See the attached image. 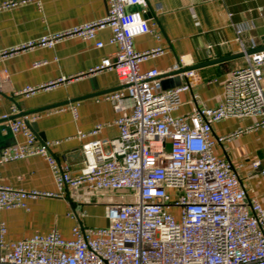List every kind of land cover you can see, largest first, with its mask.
<instances>
[{"label":"built area","instance_id":"2783aa9c","mask_svg":"<svg viewBox=\"0 0 264 264\" xmlns=\"http://www.w3.org/2000/svg\"><path fill=\"white\" fill-rule=\"evenodd\" d=\"M105 1L107 13L96 21L0 50V62H4L36 48H54L68 39L96 42L99 31L109 30V45L116 46L113 57L82 76L115 72L121 87L104 97L119 113L114 123L119 136L85 142L81 149L84 165L77 176L69 167H61L54 156L52 150L60 142H39L29 127L37 117L16 115V106L2 116L11 133L22 135L24 142L4 149L0 165L42 157L57 192L24 191L0 183V264H264V206L248 199L238 171L214 153L216 145L264 128V50L247 55L241 40L244 28L238 26L246 67L231 74L218 107L200 108L199 97L194 95L197 110L176 117L173 113L183 105L181 97L191 85L164 90L161 77L165 74L157 69L143 73L140 66L168 51L156 47L137 52L134 46L137 37L153 33L146 0ZM27 2L7 0L0 11ZM156 38L161 40V35ZM95 47L102 48L104 43L97 41ZM184 65L182 57L174 71ZM183 74L187 78L196 75L194 71ZM63 81L29 86L16 94L29 98ZM252 116L261 120L219 138L212 136L214 125ZM104 126L78 133V139L96 137ZM251 169L250 176L264 175L260 161H253ZM117 193L125 194L122 201L107 204L105 226L80 223L68 239L57 229L15 242L7 239L3 211H29L31 200L66 199L67 195L88 205L93 198H112ZM68 216L81 221L86 214L70 212Z\"/></svg>","mask_w":264,"mask_h":264},{"label":"crops","instance_id":"0c3cea01","mask_svg":"<svg viewBox=\"0 0 264 264\" xmlns=\"http://www.w3.org/2000/svg\"><path fill=\"white\" fill-rule=\"evenodd\" d=\"M7 0H0V5ZM18 2L26 0H15ZM147 15L153 33L137 37V52L162 47L165 56L148 60L140 69L143 73L157 69L171 73L184 57L192 68L194 77L179 75L181 85L189 83L191 90L182 95L183 105L174 116L192 114L197 105L192 102L199 97V107L215 108L221 103L226 82L234 71L246 67L247 55L264 48V0H146ZM130 7L129 10H135ZM107 13L105 0H28L27 4L0 11V50L24 44L46 34L60 32L79 24L96 21ZM244 28L238 40L237 27ZM161 35V40L156 38ZM96 42L68 39L54 48H36L0 62V154L4 149L24 142L22 135H13L2 120L16 106L21 114L37 119L39 133L46 141H58L53 154L61 167H69L77 176L84 165L81 154L85 142L97 139H116L119 129L115 119L119 113L104 97L121 89L114 72H104L96 77H84L103 59L112 58L116 46L109 45L111 32L99 31ZM255 46L252 49V46ZM230 58L206 64L217 59ZM42 63L36 67V64ZM44 63V65H43ZM164 75V76H165ZM59 82L54 89L37 93L29 98L16 93L29 86ZM167 82L175 84L173 76ZM166 79H162L161 82ZM174 79V80H173ZM264 83V82H263ZM62 104V105H57ZM50 105L54 108L45 109ZM74 108L76 111H74ZM261 117L228 119L213 126L212 136L227 135L239 128L253 125ZM105 125L96 137L78 139V133H89L98 125ZM42 143V141H39ZM214 153L231 162L238 171L247 190L249 200H258L264 206V175L252 173L253 161L261 162L264 169V128L245 134L234 142L216 145ZM0 183L24 191L38 190L57 192L53 174L47 162L38 156L0 165ZM115 194V200L117 199ZM114 200V199H113ZM85 205L77 198L37 199L28 203L30 209L16 208L3 211L2 220L8 227L9 241L30 238L34 234L47 235L57 229L64 239L71 238L72 228L80 225L100 228L107 225L106 207ZM85 213L79 221L68 213Z\"/></svg>","mask_w":264,"mask_h":264},{"label":"water","instance_id":"95a60500","mask_svg":"<svg viewBox=\"0 0 264 264\" xmlns=\"http://www.w3.org/2000/svg\"><path fill=\"white\" fill-rule=\"evenodd\" d=\"M262 50H264V48H261V49H259L257 51H262ZM226 59H230V58L217 59V61H211V62H208L206 64H213V63L221 62V61L226 60ZM191 69L192 68H186L185 67L183 69L176 70V71H173V72H171L169 74H166L165 76H162L161 79H166V77H168V76H173L174 79H175V84L167 82V80H169V79H166L165 81L163 80L161 82V86H163L164 90L181 87L182 86L181 85V81L179 80L178 76L182 75L184 72L190 71ZM57 105H62V104H57ZM57 105H50V106L46 107L45 109H41V111L46 110V109L54 108ZM26 115H29V114H21L20 116H26ZM29 127H31V129L35 132L38 140H41L44 143L47 142L45 140V136L42 133H39V129H38L37 123L31 122V123H29Z\"/></svg>","mask_w":264,"mask_h":264},{"label":"rangeland","instance_id":"374dc122","mask_svg":"<svg viewBox=\"0 0 264 264\" xmlns=\"http://www.w3.org/2000/svg\"><path fill=\"white\" fill-rule=\"evenodd\" d=\"M124 194L123 195H117V197H116L117 199L116 200H115L114 197H112V198L111 197H103V198H100V199L93 198V201H92L91 204H96L99 207L103 208L105 206V204H108V203H110L112 201H115L116 203H117V201H122L123 200V197H124Z\"/></svg>","mask_w":264,"mask_h":264}]
</instances>
